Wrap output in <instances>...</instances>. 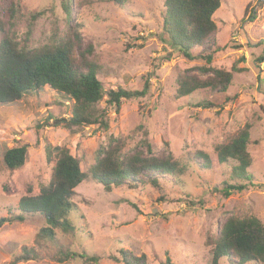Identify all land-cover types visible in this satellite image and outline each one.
Instances as JSON below:
<instances>
[{
  "label": "rangeland",
  "instance_id": "374dc122",
  "mask_svg": "<svg viewBox=\"0 0 264 264\" xmlns=\"http://www.w3.org/2000/svg\"><path fill=\"white\" fill-rule=\"evenodd\" d=\"M219 1L212 16L216 31L192 50L196 59L188 60L167 44L163 0H129L123 7L108 0H0V19L6 29L12 24L10 33L29 49L72 41L78 30L80 50L92 45L87 57L99 63L97 76L106 91L139 90L146 77L150 82L144 97L123 100L117 110L105 98L96 105L107 129L53 126L48 118L68 117L72 102L49 86L0 105V218L19 214L20 198L29 190L36 195L49 181L53 163L46 161L47 144L68 148L83 172L111 137L122 141L123 153L146 152L148 144L154 155L170 152L187 166L180 176L161 178L159 188L122 186L106 193L86 179L72 197L77 208L69 215L73 231L56 230L52 239H39L45 226L39 214L4 224L0 264H123L116 261L121 249L135 257L144 254L146 264L167 258L171 264H210L207 241L227 218L253 216L264 224V186L250 185L264 184V59H259L264 58V0ZM11 2L17 4L12 21ZM65 5L71 7V17ZM36 13L40 15L33 19ZM207 55L210 66L232 73L226 91L201 89L176 98L178 77L206 66L201 56ZM204 102L209 108L196 107ZM246 124L250 179L237 174L235 160L218 164L215 157L216 146L229 142ZM17 144L27 146V158L19 169H8L3 152ZM197 152L210 156L211 169L201 167ZM224 183L246 188L226 197L220 191ZM25 249L33 252L30 259H21ZM232 259L221 258L219 264H237Z\"/></svg>",
  "mask_w": 264,
  "mask_h": 264
},
{
  "label": "trees",
  "instance_id": "16d2710c",
  "mask_svg": "<svg viewBox=\"0 0 264 264\" xmlns=\"http://www.w3.org/2000/svg\"><path fill=\"white\" fill-rule=\"evenodd\" d=\"M129 0H108L118 7H123ZM163 32L167 36V44L175 54H181L188 60L196 59L192 55L195 47L203 43L216 31L212 19L213 14L220 6L219 0H163ZM17 4L11 2L8 8L10 21L14 20ZM68 17H71L70 6H63ZM40 13L32 15L35 19ZM0 19V105H8L22 99L26 94L42 90L45 86L51 87L64 98L72 102L70 114L66 118H53V126L82 128L89 125H98L107 129L104 112L96 110V105L105 98L108 106L117 110L123 100H133L144 97L150 87L149 78L139 90L123 88L106 91L97 74L99 63L89 59L87 54L92 52V45L86 50H80L81 36L78 30L72 41H64L45 45L39 49H29L26 44L17 41L10 33L13 27ZM78 44V45H75ZM78 47L77 54L74 53ZM206 66L186 70L176 81V98H183L201 89L214 92H225L229 86L232 73L210 66L211 56H201ZM260 60L264 59L262 56ZM236 68H233V71ZM204 74L200 78L195 72ZM209 102L197 103L196 107L209 108ZM250 125L246 124L237 135L225 144L215 148V157L218 164L235 160L237 174L246 179V169L250 165L247 152L249 143ZM122 141L119 138H109L105 146L98 148L95 161L83 172L80 163L65 146H45L46 161L53 163L49 181L42 185L36 195L29 193L18 202L19 214L0 218V227L13 221H24V217L39 214L45 221V226L39 231V239H52L56 230L65 233L74 230L69 215L76 211L72 202L74 190L86 179L100 184L108 193L113 188L128 186L136 188L138 185L160 187V180L165 176L176 177L185 173L187 166L180 163L170 152L166 156L154 155L148 144L146 152L134 151L123 153ZM194 157L201 162L203 169H211L213 163L208 154L197 152ZM27 158V146L15 145L3 152L2 160L8 169H19ZM262 187L264 184H253ZM220 188L224 196L233 191L240 192L246 184L223 185ZM211 254L210 264H219L221 258H233L237 264L249 262H264V224L256 217L245 218L229 217L221 223L217 235L207 241ZM31 250H24L21 259H30ZM120 261L123 264H146V256L131 255L127 250L119 251ZM71 257L76 254H70ZM97 263V258H89ZM160 264H171L169 258Z\"/></svg>",
  "mask_w": 264,
  "mask_h": 264
}]
</instances>
